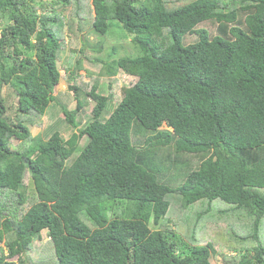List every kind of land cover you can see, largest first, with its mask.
I'll list each match as a JSON object with an SVG mask.
<instances>
[{
  "label": "trees",
  "instance_id": "1",
  "mask_svg": "<svg viewBox=\"0 0 264 264\" xmlns=\"http://www.w3.org/2000/svg\"><path fill=\"white\" fill-rule=\"evenodd\" d=\"M39 3L0 0V95L9 86L18 112L9 119L0 96V242L6 258L17 256H1L0 264H26L42 230L56 264H213L214 253L232 264H264V0H90L83 7L77 0L75 19L64 24L69 35L82 26L105 35L115 22L138 52L91 59L101 63L100 74L136 80L109 113L112 95L92 84L83 127L82 90L68 84L71 109L54 94L66 42L58 14L39 11ZM208 20L217 23L213 36L197 28ZM193 33L197 40L185 44ZM53 101L75 130L32 144L30 127ZM184 153L199 155L198 165ZM172 195L186 217L190 205L205 204L194 207L188 228L170 216ZM214 200L229 204L218 211L233 219L247 211L252 231L243 235L241 221H221L212 224L214 238L196 243L194 226Z\"/></svg>",
  "mask_w": 264,
  "mask_h": 264
},
{
  "label": "rangeland",
  "instance_id": "2",
  "mask_svg": "<svg viewBox=\"0 0 264 264\" xmlns=\"http://www.w3.org/2000/svg\"><path fill=\"white\" fill-rule=\"evenodd\" d=\"M49 1H52L51 6L47 4V2ZM55 1L56 0H36V2H40L38 8L39 11L43 12L54 10L58 14V21L62 22L63 24L62 27H60L61 23L60 25L58 24V27L62 29L64 40L66 43L64 44V49L61 52V57H59V60L57 61L61 77L59 83L55 86L54 94H56L57 97L67 105L68 109H71L75 108L76 99L74 97V92L68 88V84L73 83L80 90H82L79 93V97L81 98L82 102L85 101V105L78 112V121L80 122V127H83L91 117V109L94 104L91 99L84 96V92L89 90L92 84L97 85V91L99 93L104 95H112V104H108V107H111L108 109L109 113L116 105V103L120 100L122 96V88L124 86H128L132 79L136 80V77L125 75L121 72L113 77L107 76L105 75V73L100 74V71L103 72L101 69V63H93L91 59L94 58V56H97L100 60H105L107 58L113 59L124 55H136L138 52L137 49L131 44L130 38H128L127 36L125 37V30H122L120 28L123 32V34H121L120 29L116 27L117 25L115 22L112 23L111 27L108 29L105 35H99L95 32H90V29L87 26H82L81 30L75 33V35H69L68 29L64 24L66 23V19L71 22H73V20L75 19L72 16V12L74 10V7L76 6L77 0H68L65 6L63 1ZM79 1L81 7H83L86 2L90 4V0ZM84 11L85 10H83L82 12ZM72 26L74 27L75 25ZM216 26L217 23L208 20L197 25V28L206 29L209 32L210 36H213L216 33ZM70 29L71 28L69 25V31ZM196 40L197 35L193 33L187 34L184 37L183 42L185 44H188ZM98 47L101 48L100 51ZM112 47L115 48V51L112 50ZM81 49L82 52L79 53L78 51ZM72 50L74 51L72 52ZM108 54L110 57H108ZM78 57H81L80 59L82 61V69L78 70L77 74L73 76V79H71L69 77V72L70 70L75 69L74 66ZM9 90V86L2 87L0 96L7 105V113L10 117L9 119H13L18 115V112L16 110L14 95H10ZM54 102L55 101L49 104L45 111V114L41 117L40 120L37 121L38 123L41 122L40 125H29V127L31 126L30 130L33 136V139L31 141L32 144L36 143L38 140L48 139L49 135L54 131H58L60 135L66 139L70 136L71 132L75 130V128L71 127L63 118L61 106H59V104L57 105ZM28 117L30 118L31 116ZM162 127L165 128L164 125ZM145 137L146 136L141 134V136L135 135L133 138L137 140L139 138L143 139ZM11 141L14 144H18L21 142L16 138H11ZM86 142L87 138L84 136L80 139L79 145L83 146ZM183 155L188 160V163L191 167H196L198 165L199 155H192L187 153H184ZM179 166L180 165H178L177 168L174 169L172 168L165 174V176H173L175 174L174 171L176 172V170H179ZM33 193V186L30 182H28L26 194L33 195ZM170 199L173 209L170 215L171 218H173L172 220L174 221L175 219L174 222H181L185 228L189 227V219H191V217L193 218V224L195 222V215L193 211L194 207L199 205L201 207H205V204L202 201L193 203L189 206L191 214L190 216L186 217L184 213L186 210H184L183 208L181 209V207L179 206L178 196L172 195ZM212 205V212L203 214L200 219L201 221L199 220L200 222L194 226V228L196 229V232L194 233L195 240L197 241L196 243L204 244L206 240L211 239L212 237L214 238L215 235L212 234V232H214V227L212 226V224L221 221L231 222V220L234 219L235 221H241V223L243 224V227L241 229L243 235H247L250 229L252 231V218L247 211L240 210V213H238L236 210V212H234L235 217L233 219V217H231L230 215H226L225 213H220L218 211L220 207L226 208L230 206L229 204L222 202L221 200H214ZM236 217L239 218V220L236 219ZM184 219H186L188 223L184 222ZM151 225L152 224H150V226ZM171 226L175 229L174 224H171ZM261 226H263L262 229L264 230V223H261ZM156 228H161V226H156ZM188 234L191 235V232H188L183 236L187 239ZM225 234L228 237L229 235L233 236L232 228H227ZM41 236V240L34 241L33 249H29L25 252L24 257L26 264H56V259L52 252V249L47 243L48 236L45 234V230L41 231ZM261 240L264 241V233H261ZM229 252L230 251H228L227 253ZM7 254V249L4 245V241L2 240V242H0V257L4 256L5 261H17V256L6 258ZM210 258L213 264H232V262H224L221 254H211Z\"/></svg>",
  "mask_w": 264,
  "mask_h": 264
},
{
  "label": "clouds",
  "instance_id": "3",
  "mask_svg": "<svg viewBox=\"0 0 264 264\" xmlns=\"http://www.w3.org/2000/svg\"><path fill=\"white\" fill-rule=\"evenodd\" d=\"M59 83V82H58Z\"/></svg>",
  "mask_w": 264,
  "mask_h": 264
}]
</instances>
